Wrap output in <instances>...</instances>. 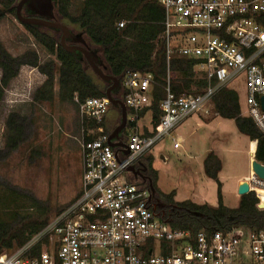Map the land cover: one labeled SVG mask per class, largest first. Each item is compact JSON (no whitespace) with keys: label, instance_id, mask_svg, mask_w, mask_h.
<instances>
[{"label":"built area","instance_id":"2783aa9c","mask_svg":"<svg viewBox=\"0 0 264 264\" xmlns=\"http://www.w3.org/2000/svg\"><path fill=\"white\" fill-rule=\"evenodd\" d=\"M158 3L165 15L161 37L168 65L160 124L155 126L153 117L151 124H141L152 112L143 114L153 102L151 72L128 70L120 78L113 97L125 104L127 121L113 140L116 147L110 135L117 126L106 125L113 107L107 95L83 100L76 95L83 158L79 194L23 246L2 252L0 264H264L263 231L173 228L158 210L152 183L128 171H142L144 159L166 139L178 149L175 132L192 116H219L216 97L239 79L246 87V115L264 133V0ZM174 57L194 60V72L206 86L173 92ZM245 180L261 200L257 190L264 189V179L250 168Z\"/></svg>","mask_w":264,"mask_h":264},{"label":"rangeland","instance_id":"374dc122","mask_svg":"<svg viewBox=\"0 0 264 264\" xmlns=\"http://www.w3.org/2000/svg\"><path fill=\"white\" fill-rule=\"evenodd\" d=\"M19 1L15 0L14 7L5 10L4 3L11 0H0V10H5L0 18V42L13 56L36 50L41 65L52 64L55 79L53 99L37 101L34 99L35 92L47 76L37 68L24 65L10 81L0 101V220L10 223L20 221L44 207L49 222L80 191L83 158L78 139L81 119L73 100L60 99L58 68L61 62L57 55L50 54L45 44L36 42L31 30L17 18ZM59 1L67 6L71 16H77L82 11L84 0ZM57 6L55 3L56 20L74 33H80L73 23L59 16ZM42 31L49 36L48 39L60 42L61 32L46 28ZM85 64L87 72L95 74L86 60ZM199 76L196 74V78ZM231 86L239 95L242 115L247 116L244 82L239 79ZM12 113L26 117L27 126L24 140L15 150L9 151L6 148L7 120ZM119 113V109L110 108L106 120L108 129L120 122ZM151 120L152 112H147L141 124L149 125ZM175 134L180 143L178 149L173 148L171 139H166L151 154L154 157L153 168L158 172L157 188L163 193L175 190L178 201L190 199L217 207L218 184L204 172V160L213 151L222 161L219 179L223 202L228 207H237L241 196L239 186L249 185L247 180H239L250 174L249 158L255 148L252 142L256 140L251 141L238 131L233 120L221 116H192ZM257 192L260 202L264 203V190L258 189Z\"/></svg>","mask_w":264,"mask_h":264},{"label":"trees","instance_id":"16d2710c","mask_svg":"<svg viewBox=\"0 0 264 264\" xmlns=\"http://www.w3.org/2000/svg\"><path fill=\"white\" fill-rule=\"evenodd\" d=\"M14 1L4 3L3 8L12 9ZM53 1L58 5L59 16L73 23L86 39L88 47L97 53L106 74L119 79L128 70L151 72L154 75L156 84L153 102L143 114L151 110L153 123L158 126L161 121L159 102L165 96L163 87L166 85L168 72L165 44L161 37L164 33L165 15L158 0H84L82 11L77 16H71L67 6L59 0ZM4 9L0 10V18L4 14ZM122 21L125 22L124 27H118V23ZM27 27L33 33L36 42L45 44L49 53L56 54L61 62L58 68L61 100L74 101L75 94L80 100L106 95L109 84L106 86L105 82L95 74L87 72L82 53L65 50L60 42L53 38L48 39L49 36L43 33V28ZM195 63L194 60L179 57L172 59L170 70L173 92L176 94L191 92L193 87H196L198 92L206 86L207 82L204 79L196 78ZM24 65L37 68L47 76L44 83L36 90L34 99L52 100L55 79V69L52 64L41 65L36 50L13 56L0 42V101L10 81L19 74L20 68ZM215 109L219 116L233 120L241 134L251 141H257L255 159L264 164V133L252 118L242 115L238 93L233 89H224L215 99ZM7 126L9 131L6 148L12 151L25 138L27 118L12 113L8 117ZM254 145L256 146V143ZM143 162L156 189V198H160L158 210L173 228L198 232L202 229L227 230L235 226H244L264 232V210L258 208L260 199L255 191L250 190L241 195L237 207L232 208L224 204L222 182L218 176L222 170V161L213 151L209 152L204 160V172L218 184L217 207L207 203L199 204L192 200L176 201L175 190L170 193L161 192L156 186L158 172L153 168L154 157L150 155ZM39 210L36 214L28 215L13 223L0 220V254L23 246L48 224L45 208Z\"/></svg>","mask_w":264,"mask_h":264},{"label":"water","instance_id":"95a60500","mask_svg":"<svg viewBox=\"0 0 264 264\" xmlns=\"http://www.w3.org/2000/svg\"><path fill=\"white\" fill-rule=\"evenodd\" d=\"M28 4L29 7L34 11L36 16H25L22 13V8L24 5ZM16 14L17 18L27 26H36V27H44L54 31L61 32L60 43L62 47L69 52H80L83 54L85 60L88 65L92 68L93 72L104 82L109 84V88L106 91V95L110 100L112 106L117 108L121 112L120 122L113 133L110 135V144L113 147L118 146V143L113 140L118 137L119 133L125 128L127 121V109L125 104L113 97V91L118 90L120 88V79L108 75L104 72L101 67V63L99 61L98 55L95 51L91 50L84 36L80 33H74L67 25L56 20L55 14V3L53 0H20L16 6ZM70 40V44L68 43ZM264 97L262 98V101ZM264 109V104H263ZM251 169L255 172L257 176L264 179V164L257 161L256 159L251 162ZM142 172L147 171V167H142ZM128 171L134 173L137 177L140 171L134 170V168H129ZM153 193H155V188L153 184H151ZM248 186H239V194L243 195L249 192ZM258 208L264 210V203L260 202L258 204Z\"/></svg>","mask_w":264,"mask_h":264},{"label":"flooded vegetation","instance_id":"af4514ba","mask_svg":"<svg viewBox=\"0 0 264 264\" xmlns=\"http://www.w3.org/2000/svg\"><path fill=\"white\" fill-rule=\"evenodd\" d=\"M22 13L25 16H29V17L36 16V14L34 13V11L29 7L28 4L24 5V7L22 8ZM39 28H44V27H39ZM46 29H48V28H46ZM68 43H71L70 40H68ZM109 86L107 87V89L109 88ZM113 93L117 94L118 93V90L113 91ZM120 115H121V113H119V116ZM118 124H119V122L116 125H114V126H118ZM137 178L140 179V180H142V181H144V182H149L150 184L152 183V179H151V177L149 175L148 168H147V171L146 172L140 171V173L138 174ZM154 197H155V199H156L157 202H160V198L159 197L156 198V191H155Z\"/></svg>","mask_w":264,"mask_h":264},{"label":"crops","instance_id":"0c3cea01","mask_svg":"<svg viewBox=\"0 0 264 264\" xmlns=\"http://www.w3.org/2000/svg\"><path fill=\"white\" fill-rule=\"evenodd\" d=\"M183 125V124H182ZM181 127V126H180ZM161 158L162 159H166L163 155L161 156ZM254 159V154H253V151L250 153V158H249V169L251 168V162H252V160ZM220 174V173H219ZM219 176V175H218ZM247 176H243L240 180H239V182L240 181H242V180H245V178H246ZM238 182V184L240 185V183ZM176 194H177V192H176ZM196 195V194H195ZM198 197H201V199H204V197L203 196H201V195H197ZM224 198V197H223ZM175 200H176V196H175ZM190 200V199H189ZM240 200V199H239ZM176 201H178V200H176ZM184 201V200H183ZM193 201V200H192ZM223 201H224V199H223ZM193 202H195V201H193ZM204 202V201H203ZM197 203V202H196ZM199 204H203V203H199ZM214 207V206H213Z\"/></svg>","mask_w":264,"mask_h":264},{"label":"bare ground","instance_id":"6f19581e","mask_svg":"<svg viewBox=\"0 0 264 264\" xmlns=\"http://www.w3.org/2000/svg\"><path fill=\"white\" fill-rule=\"evenodd\" d=\"M253 144H255V142H254V141L252 142V145H253ZM252 151H253V150H251V152H252ZM253 154H254V151H253ZM253 160H254V159H253ZM263 190H264V189H263Z\"/></svg>","mask_w":264,"mask_h":264}]
</instances>
